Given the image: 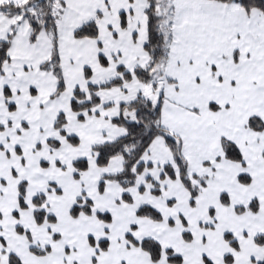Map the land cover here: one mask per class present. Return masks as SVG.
I'll list each match as a JSON object with an SVG mask.
<instances>
[{"label": "snow or ice", "instance_id": "1", "mask_svg": "<svg viewBox=\"0 0 264 264\" xmlns=\"http://www.w3.org/2000/svg\"><path fill=\"white\" fill-rule=\"evenodd\" d=\"M0 264H264V0H0Z\"/></svg>", "mask_w": 264, "mask_h": 264}]
</instances>
